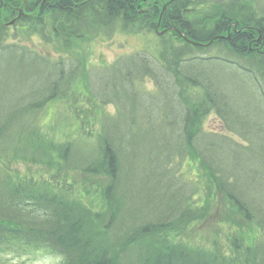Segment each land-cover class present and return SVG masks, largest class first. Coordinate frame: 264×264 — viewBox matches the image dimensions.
I'll return each mask as SVG.
<instances>
[{
    "label": "trees",
    "instance_id": "1",
    "mask_svg": "<svg viewBox=\"0 0 264 264\" xmlns=\"http://www.w3.org/2000/svg\"><path fill=\"white\" fill-rule=\"evenodd\" d=\"M0 4V73L18 55L22 63L32 60L46 72L52 69L50 79L33 83L32 76L7 74L9 83L21 89L29 81V95L19 107L8 106L0 89V264H6L3 258L35 253L54 254L61 258L59 264H264V211L250 194L260 172L248 158L256 151L252 134L264 143V124L257 126L247 107L237 108V90L226 87V75L244 79L248 96L264 109V8L260 12L244 0ZM10 20H15L12 26L7 25ZM15 26L58 49H70L74 39L92 30L108 38L119 30L167 32L159 36L156 49L143 48L98 70L87 69L77 58L50 63L19 49L10 42L9 30ZM215 67L223 72V84ZM86 70L90 96L77 109L79 118L93 116V100L100 105L116 101L119 114L104 115L92 143L47 137L35 117L51 101L70 100L76 77ZM146 78L156 91L140 87ZM211 110L228 132L248 144L205 130L201 121ZM190 157L199 160L202 172L213 177L241 215L259 227L254 245L230 234L227 255L216 246L172 239L171 231L203 217L195 205L199 186L182 171ZM13 160L108 177L105 209L90 208L65 180L16 178L6 167Z\"/></svg>",
    "mask_w": 264,
    "mask_h": 264
},
{
    "label": "rangeland",
    "instance_id": "2",
    "mask_svg": "<svg viewBox=\"0 0 264 264\" xmlns=\"http://www.w3.org/2000/svg\"><path fill=\"white\" fill-rule=\"evenodd\" d=\"M244 1H253L254 6L260 12L264 8V0ZM9 31L10 42L16 44L21 50L33 51L35 52L34 54L50 63H68L71 59L77 58L87 69L95 68L101 70L103 67L111 66L124 55L140 51L143 48L156 49L159 45V36L156 31L148 30L145 33L121 32L119 30L111 38L105 37L100 30H92L90 34L74 39L70 49H58L37 36L31 37L21 26L10 28ZM18 59L19 55L12 65L3 67L0 73V89L4 94V98H7V105L15 107L23 104L21 99H25L29 95L30 85L29 81H27L24 84V90L18 84L11 82V85L7 74L10 75V78L13 76L17 79L20 74L27 78L32 76L30 79L32 83L50 79L52 74L51 68L46 72L47 69L41 64H36L32 60L22 63ZM21 60L24 59L21 57ZM15 65L17 68L12 72V68ZM214 70L223 84V72H220L217 67ZM42 72L46 73L42 74ZM76 78L74 82L75 93L69 97L70 100L51 101L35 117V123L42 133L55 141L76 142L80 139L84 143H92L99 134V130H101L100 127L104 115L115 118L120 112L119 104L114 101L108 105H100L93 100L91 103L93 116L88 120H82L77 115V109L82 107L85 97L90 96L87 70L80 78L79 76ZM246 83L244 79L236 78L234 74L226 75V87L230 90H237V108H241V106L242 108L247 107L249 109V113L246 112L247 115L259 126L264 124V109L258 106V101L248 96ZM140 87L146 91H156L154 82L147 78L140 84ZM200 96L202 97L203 95L201 94ZM87 106L88 104L85 102V107ZM201 126L207 131L223 132L226 136L240 142L244 146L248 144L247 142L244 143L240 135L230 133L225 129L223 121L218 117L215 110H211L202 119ZM257 136L252 134V138L256 141V151L254 155H250L248 158L256 163L255 167L259 170L260 177H258L254 185L255 188H251L250 194L256 195L257 207L264 211V143L258 140ZM199 165V160L196 157H190L183 164L182 171L188 180L193 179L199 186L198 195L195 197V205L202 209L201 214L203 217L183 229L171 231L170 236L172 239L190 245L216 246L214 249L227 255H229L228 237L230 234L241 235L248 244L254 245L257 237L261 235L259 227L253 221L246 220L241 215L238 207L219 190L213 177L210 174H206V172L203 173ZM6 167L10 174L24 180L53 181L54 178H59L62 184L63 180H65L71 185L73 195L80 198L90 208L95 211L105 209V190L109 182V178L106 176L68 171L65 168H49L45 165L20 163L14 160L10 167L7 165ZM1 170L8 172L5 169ZM243 179V182L248 185L245 186L247 190L250 189L248 188L250 185L248 175H244ZM3 259L6 264H59L61 262L60 257L51 253H35L21 259Z\"/></svg>",
    "mask_w": 264,
    "mask_h": 264
},
{
    "label": "bare ground",
    "instance_id": "3",
    "mask_svg": "<svg viewBox=\"0 0 264 264\" xmlns=\"http://www.w3.org/2000/svg\"><path fill=\"white\" fill-rule=\"evenodd\" d=\"M246 3H247L248 5H251L252 7H256V6H254L253 1H252V2H251V1H246ZM234 27H235V31H236V29H237V25H235ZM227 38H230V33H229V36H228ZM195 44H196V43H195Z\"/></svg>",
    "mask_w": 264,
    "mask_h": 264
},
{
    "label": "flooded vegetation",
    "instance_id": "4",
    "mask_svg": "<svg viewBox=\"0 0 264 264\" xmlns=\"http://www.w3.org/2000/svg\"><path fill=\"white\" fill-rule=\"evenodd\" d=\"M6 2V0H1V2ZM24 2H26L27 0H23ZM44 3H46V0H44Z\"/></svg>",
    "mask_w": 264,
    "mask_h": 264
},
{
    "label": "water",
    "instance_id": "5",
    "mask_svg": "<svg viewBox=\"0 0 264 264\" xmlns=\"http://www.w3.org/2000/svg\"><path fill=\"white\" fill-rule=\"evenodd\" d=\"M163 33H164V32H163ZM163 33H161V35H162Z\"/></svg>",
    "mask_w": 264,
    "mask_h": 264
}]
</instances>
